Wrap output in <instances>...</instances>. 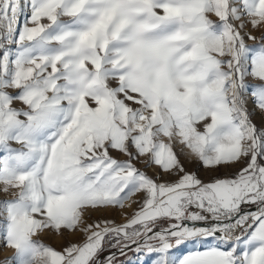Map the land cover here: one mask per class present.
Segmentation results:
<instances>
[{
    "label": "snow or ice",
    "instance_id": "obj_1",
    "mask_svg": "<svg viewBox=\"0 0 264 264\" xmlns=\"http://www.w3.org/2000/svg\"><path fill=\"white\" fill-rule=\"evenodd\" d=\"M0 196V264H264V0H0Z\"/></svg>",
    "mask_w": 264,
    "mask_h": 264
},
{
    "label": "rangeland",
    "instance_id": "obj_2",
    "mask_svg": "<svg viewBox=\"0 0 264 264\" xmlns=\"http://www.w3.org/2000/svg\"><path fill=\"white\" fill-rule=\"evenodd\" d=\"M22 3H23V0H22ZM248 30L249 31H252L254 35H256L257 37H259V31H256V30L251 29V26H249V29ZM248 43H253V41H248ZM248 80H249V83H253V84L259 83V81H253L250 77L248 78ZM248 104H249V108L250 109L254 107V102H253V100L251 98H249ZM16 106L17 107H20L21 105L17 104ZM253 119L257 122V124H259L260 123V114L257 113L253 117ZM13 146H16V145L14 144ZM177 148H178V146H177ZM238 167H239V165L234 166V168L232 170L234 171ZM0 198H2V196H0ZM129 212H131V210H129ZM45 239H46V241L48 243L53 244V246L54 247H57V248L61 247L62 246V243H63L61 241L51 239L48 236H46ZM190 247H191V245L184 246L181 249H179V251L176 252L175 254L179 255L181 252L185 251L186 248H190ZM13 254H14V250L11 249V248L5 247L3 238H2V236H0V261L4 260L6 257H11ZM129 255H132V254L129 253ZM121 259H123V257ZM145 264H150V261H146Z\"/></svg>",
    "mask_w": 264,
    "mask_h": 264
}]
</instances>
